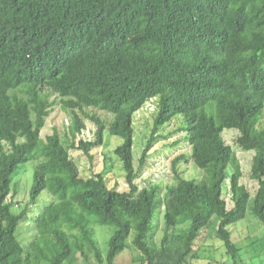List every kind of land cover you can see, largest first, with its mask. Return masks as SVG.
I'll return each mask as SVG.
<instances>
[{
	"label": "trees",
	"instance_id": "1",
	"mask_svg": "<svg viewBox=\"0 0 264 264\" xmlns=\"http://www.w3.org/2000/svg\"><path fill=\"white\" fill-rule=\"evenodd\" d=\"M150 100L153 125L136 166L134 115ZM55 105L71 116L69 143L57 131L41 137ZM86 120L94 138L75 142ZM106 130L122 139L112 153L127 190L109 185L106 151L88 177L70 153L92 158L109 145ZM225 130L253 152L251 211L264 224V0H0V264H192L212 234L232 264H249L229 226L245 218L252 192ZM176 135L170 145L190 153L172 160L174 182L163 195L159 185L140 188L153 144ZM189 158L199 177L182 176ZM34 160L28 200H12L14 175ZM41 195L48 200L30 214ZM96 225L113 228L105 254ZM125 249L134 256L118 261Z\"/></svg>",
	"mask_w": 264,
	"mask_h": 264
},
{
	"label": "rangeland",
	"instance_id": "2",
	"mask_svg": "<svg viewBox=\"0 0 264 264\" xmlns=\"http://www.w3.org/2000/svg\"><path fill=\"white\" fill-rule=\"evenodd\" d=\"M155 100H150L143 108L137 111L134 115V146L133 154L135 157L136 166L139 165V158L145 141L147 140L153 125V117L155 114ZM85 129L78 132L75 136V142L80 138L91 140L94 138L95 125L86 120ZM179 123V117L175 118L171 125L167 127L164 131L167 132ZM73 123L69 113L64 111L60 105H55L45 121V126L41 130V137L44 139L47 135L57 131L61 138L67 143L70 142L72 137V127ZM238 132L236 130H225L223 136L225 140L233 145L236 155L240 161L241 168L244 172V177L241 179V183L245 184L248 189L252 192L251 199L249 201L246 216L244 219L240 220L238 223L230 225L229 228L233 231L232 237L237 241L238 245L242 248L239 252V257H243L244 261L249 264H264V242L259 239L264 235V224L252 214L251 206L253 204L254 192L257 189L256 181L250 179L248 172L251 166V160L253 152H245L235 146L234 140ZM181 135V134H180ZM179 136L176 135L170 138L168 141L160 140L155 142L150 149L149 155L142 169L139 172L138 177L135 182L141 188L151 185H159L163 188L161 195L164 194L165 186L172 184L174 182L171 162L181 153H190V148L184 146L183 143H179L177 146H171V142L177 139ZM105 139H109V145L107 147H96L91 150L92 158L86 156L82 151L71 148L70 153L74 157L80 172L83 176L88 177L94 173H97L103 168V152L106 151L112 158L113 169L109 173V185H117L118 189L127 190L128 185L124 178V171L122 170L121 163L113 155L112 149L119 144L122 139L118 136L109 135L108 131H105ZM183 144V145H182ZM69 147V144L67 145ZM36 166V161H30L20 167L18 173L14 175L13 182L16 184V193L12 196V200L19 202H26L28 200L29 188L32 182V174ZM179 168L182 171V176L189 179L192 177H199L201 175V170L196 167L189 158L187 161L181 162ZM232 169L229 168V173ZM230 189L229 182L225 181L223 184V197L227 202V206L232 205L230 199ZM47 195H41L37 201V204L32 206L30 209V214L34 215L38 212L39 208L45 200H48ZM158 197L156 198L157 203ZM158 205V204H157ZM159 209V206H156ZM18 206L15 205L14 210L17 211ZM154 221L151 226H156L155 219L157 218V213L153 214ZM26 229V228H25ZM21 229L20 239L23 243H27L32 234L29 231H24ZM113 228L105 225L95 226V239L97 240L100 249L105 254L108 249V240L112 234ZM160 235V231L158 232ZM132 235L128 239V243H131ZM207 237L204 242H200L198 249L197 259L189 258L192 264H232V258L230 255L225 253V248L222 242L215 237L214 234ZM257 240L255 243H251L252 240ZM134 251L130 249H125L122 253L117 256L118 261H129ZM239 259V258H238ZM212 261V262H209ZM71 264H77L74 258L70 259Z\"/></svg>",
	"mask_w": 264,
	"mask_h": 264
}]
</instances>
